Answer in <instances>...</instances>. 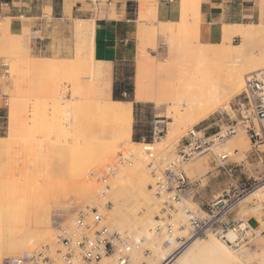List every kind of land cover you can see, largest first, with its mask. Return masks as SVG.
<instances>
[{
	"label": "rangeland",
	"instance_id": "obj_1",
	"mask_svg": "<svg viewBox=\"0 0 264 264\" xmlns=\"http://www.w3.org/2000/svg\"><path fill=\"white\" fill-rule=\"evenodd\" d=\"M83 1L87 2V6L78 14V16H81L75 17L74 19L69 17V19L64 22L53 20L51 15L52 10L48 8L44 9L45 17L42 20H38L37 25L38 29H40L39 26H42L46 37H48V40L45 42H49L50 45L46 52H40L39 43L31 41V28L25 29L21 36L0 34V201L12 205L14 203L17 204L19 201L21 202L25 197V200L27 199L30 202L29 205L28 202L26 203L28 207H26L24 203L25 200L22 201L23 203L21 202V204H23L22 206L20 202V205L17 204L22 208L25 207V210L28 208L38 209L41 204L44 206V202L48 207H59V209L75 201L82 203L79 183L80 180L85 177H88L87 183L89 185V182H91V185L94 183V187L98 190L97 198L92 204H81L80 207L74 211V215H70L69 218L65 217L66 219L59 211L53 212L51 214L53 223L50 228L31 226L26 227L24 232L12 231L13 236L14 234L16 235V233V236H18V233L21 237L24 235L22 248L11 256H0V264L6 259L17 257L24 252L33 253L43 249L51 250V256L54 260L52 264H62L58 261L56 255V251L60 249L61 246L57 243L55 228L59 223L64 221L65 224H68L75 216V213L80 209H98L104 216L103 225L110 228L111 224L108 217H110L114 211V202L116 199L114 197L115 200L113 198L111 199L108 192L112 181H115L117 177L121 176V173H123L122 175L126 174V172L129 173V175L135 174L132 175L133 177H130V179L124 180V194L120 192V194L122 193V197H120L122 201H125L128 207H139L138 215L140 217L145 213L147 202L145 203L141 198L142 200H140L139 204H137V202L136 205V200L130 196L134 190L137 193H141L144 184L139 176L144 174L149 178V181L146 183L147 192L153 196L154 204L158 207L153 217L154 222L156 217L162 215L160 202L150 189L154 181L151 176V171L146 167L149 160L146 159L147 156L144 151L145 146L143 145L145 143L144 141L136 142L137 145H133L131 142L122 143L117 154L110 157L105 166H100L102 159L108 153V147L112 143L113 131L116 130L117 126L110 120L103 121L101 115L96 112L97 105L101 100L93 98V88L91 86L95 83V80H93L91 70L88 74L82 72L80 66L82 61L79 60H83V56H87V51L91 44L94 43V39L92 38V33L95 29L94 20L106 18L108 16L107 13H110V17L117 19V15L124 5V0ZM182 1L183 0H181V4ZM184 1L186 3V8L182 9L180 22L174 25L178 31L175 35H169L159 33L162 23H158L157 20H155L153 12L151 11L148 12L149 14L145 21H139V0H132V2H130L132 5L129 6V10L133 15L137 13V27L132 36L134 51L131 53V56L134 55L135 58L133 61L126 63L125 66L116 69L114 77L112 75L113 73L111 74L112 89L114 86L123 84L126 85L127 89H132V93H128L124 98L133 101V128L136 125L142 126L140 128L142 133H147V136H149L146 138L147 141H151L152 144L154 142L152 139V129L155 120L159 119L165 121L167 124V130L162 136V139L154 143L153 146L155 153L167 160L176 157L178 143L189 129L193 127H198L199 129L206 128L205 133L207 135L215 133L217 127L211 119L216 117L219 112L230 111L229 106L233 103L235 96L239 94L236 93L227 96L224 99L225 103L228 104L226 110L218 108L208 115L205 120L199 123H196V121L191 118H189L190 121L189 119L184 120L181 128L172 137L169 136V129L171 124L175 122L174 114H176L178 110L176 106L179 107L178 112L181 111L184 113L185 110L184 106L177 105L181 97L177 98L175 96L170 101L166 102L167 104L165 103L160 107L152 103L134 101L137 52L140 44V25H144L148 28V33L145 34L143 39L146 42V54L150 62L157 63V65H159L158 63H160V65L164 64V66L169 67L178 66V64H181V61H183V59L181 60L179 57H184L182 48L186 44L193 45L197 51L196 55H202L201 51L203 50L198 48L204 46L201 45L202 43L199 40V28L201 23L199 10L200 0ZM52 2L54 1H49L48 4ZM56 2L54 4L55 7H57ZM69 6L68 3L65 5L66 13H70L71 11ZM261 6H263L261 12L264 13V0H261ZM83 17L89 18L90 21H81L80 19ZM252 24L259 25L258 23ZM260 25V28H263L262 26L264 23L261 22ZM153 28L156 29L157 32L156 45H153L152 35L149 32V29ZM18 39L22 44L24 43L27 45V55L22 53V46ZM242 42V38L233 33L226 41V45L230 50H234L235 47L240 46ZM219 44H215L213 45L214 47L212 46L209 48H215V46H219ZM261 47H264V42L255 40L250 44L248 51L244 55V59L248 62L252 59L261 62L262 57L258 53V51L262 49ZM172 56L176 58L175 62H179L178 64H174ZM37 59L43 60V62L39 63L40 67L37 69L29 68ZM171 63L173 64L171 65ZM209 66L213 67V69L216 67L214 70L215 73L213 74L218 73L220 75V73L224 71L223 68L225 64L224 62H220L219 59L213 58ZM189 72L191 73L189 69H185L182 78H184L186 74H189ZM250 73L252 72L245 71L244 79H246ZM88 76H90V79ZM168 82H165V85ZM88 85H90V87ZM85 96L90 98L86 99ZM110 98L114 99L112 90ZM137 103H142V105ZM171 107H175V111L174 108H172L174 114L173 112L170 113L171 110L169 108ZM70 121L74 123V128L70 125ZM149 132L150 134H148ZM131 140L134 141L133 136ZM235 149L240 151L239 155L233 154ZM250 149L251 143L246 131L243 128H239L237 135L230 138L224 147L216 151L217 153H230L234 155L233 159L241 161L243 155L248 153ZM125 152L126 154H132L131 165L125 164L121 166L118 173L114 176V179L113 177L111 178L112 181L109 184L93 178L94 174L103 172L108 166L113 167L118 161L119 154ZM144 158L146 159L145 162H143ZM249 167L254 168L256 166L251 165ZM183 169L189 178L201 180L215 172H219L218 170H214V159L212 155L208 154L186 163ZM259 171H262V169ZM221 173L223 174V172ZM254 175L257 176L256 173H254ZM240 181H244V176H240ZM228 182L230 194L233 195V188H230L231 182L229 180ZM104 192L107 195L104 194ZM252 193L244 194L239 198V203L235 206L227 219L238 217L251 226L253 225L255 228L259 227V231H264L263 194L258 193L254 198L252 196L250 201L246 203L242 202ZM258 195L261 199H259ZM256 197L258 199H256ZM30 204L35 205V207ZM186 205L191 210H197L201 216H206L207 207L200 199L188 202ZM43 208H46V206ZM21 209L15 219L17 227L14 228L15 230L24 228L28 216L30 218V215L32 214L33 216V212H36L34 209L33 211L31 210L32 212L30 215V211L26 212L28 215L26 213L24 215L23 213L25 210ZM21 211H23V213ZM26 215L27 218L25 217ZM182 218L181 207H179L178 212L174 214V219L179 220ZM59 219H61L60 222L56 223ZM6 224H8V221ZM4 225L5 224H0V249L7 241H10L9 238H7L8 236L4 233L6 228ZM153 227L154 226L150 229L151 233ZM112 231L120 233L117 229L112 228ZM35 233H41L45 237L51 233L52 236L48 241H43L35 245L31 244V246L29 245L31 248L25 249L26 241L28 238H33L34 241L36 237ZM12 234L9 233L11 240L20 239V236L13 237ZM120 234H122V232ZM122 235L130 238L127 234ZM176 236L184 237L186 234L177 233ZM186 237L188 242L189 238L219 240L218 237L213 234H208L204 237H193L191 235ZM144 238L145 237H143V239ZM130 239L134 240L133 237ZM219 241L229 248L234 256L242 261L248 264H264V259L262 261L259 260V258H264V233L256 238H249L245 243L236 248H231L230 245L225 244L222 240ZM160 244L161 242L156 241L152 233L151 238L144 244H141L139 249L134 251L131 264H149L150 259L155 257L152 246H158ZM146 249L151 250L152 255L146 256L144 254ZM172 256L165 264H172L176 259L175 254Z\"/></svg>",
	"mask_w": 264,
	"mask_h": 264
},
{
	"label": "bare ground",
	"instance_id": "obj_2",
	"mask_svg": "<svg viewBox=\"0 0 264 264\" xmlns=\"http://www.w3.org/2000/svg\"><path fill=\"white\" fill-rule=\"evenodd\" d=\"M181 5L182 9L186 8V3L184 0L182 1ZM150 11L153 12L154 18L155 20H157V0H139L138 20L141 22L145 21L149 14L148 12ZM9 20L10 19L1 20L0 18V34L3 33L8 36H13L10 32ZM161 25L162 27H160L159 33L175 35V33L178 31L177 28H175L174 26L175 24L162 23ZM261 25H224L223 29H220L221 41L219 46H215V48L211 49L209 47H212L213 45L201 44L204 46L198 48H201L203 50H200L202 52V55H196L197 51L195 50L193 45L186 44L182 48V54H184V57H179L181 60L183 59V61H181V64L178 62L180 65L176 63L177 61L175 62L176 58H173L172 56V58L174 59V64H178V66L174 67L164 66V64L160 65V63H158L159 65H157V63L155 64L149 61L148 56L146 54V42L143 39L145 34L148 33V28H146L144 25H140V44L137 52L134 101L142 103H152L155 104L157 107H160L161 105L170 101L175 96L177 98L181 97L179 101L177 100V105L185 107L184 113L181 111L180 112L182 114L178 112L179 107L177 106L176 109L178 108V113L176 112V114H174L172 110V108H174L175 111V107L169 108L171 110L170 113L173 112L175 120V122L171 124V127L169 129L170 137L177 133V131L181 128L183 121L186 119L191 118L192 120H195L196 123H199L205 120L208 115L213 113L214 110L218 108L226 110L228 108V104L225 103L224 99L230 94H240L244 90V72L249 71L254 73L261 69H264V47H261L262 49L258 51L259 55L262 57L261 62H257L255 59H252L250 62H248L244 59V55L248 51L250 44H252L255 40H261L262 42H264V25L262 26L263 28H260ZM149 32L152 35L153 45H156V29H149ZM233 33L242 38L243 42L240 46L235 47L234 50H230L226 45V41L232 36ZM94 37L95 29L92 33V38L94 39ZM94 43L91 44L89 50L87 51V56H83V60L79 61H82V64H80L82 72H86L88 74L91 70L93 80H95V83L91 86L93 88V98L101 100V102H99V104L97 105L96 112L101 115L103 121L110 120L113 124H116L117 126L116 130L113 131L112 143L108 147V153L101 161L102 163L100 166H105L108 163L107 160L117 154V151L122 143L131 142L133 145H137V143L131 140L133 134L134 121L133 101L115 100L113 98H110L112 90V64L106 63L104 61H99L95 58ZM213 58H217L220 60V62H224L225 64V67L223 68L224 71L221 72L220 75L218 73L213 74L215 73L214 70L216 69V67H214L215 69H213V67L209 66ZM40 62H43V60H35V63L29 66V68H39ZM172 64L173 63H171V65ZM185 69H189L191 73L189 72V74H186L184 78H182V74ZM88 78L90 79V76H88ZM165 82H168L169 85L167 83L166 86ZM88 86L90 87V85ZM85 98L89 99L90 97L85 96ZM175 117L177 118V121ZM70 125L74 128L73 122L70 121ZM150 146V148H153V151L155 152L154 147H152L154 145ZM127 155L132 156L131 153H127ZM146 159L144 158L143 162H145ZM103 172L96 173V175L102 174ZM122 174L123 173H121V176L117 177L118 179L116 178L115 181H112L111 178H107L108 182H105L109 184L112 181L108 193L111 199L113 197L116 199V201L114 202V211L112 212L111 216L108 217L109 222L111 224L110 228L111 230L112 228L117 229L120 233L122 232V234H127L130 236V238L133 237L135 241L142 242V244H144V241L146 239L148 240L152 236L150 229L152 226L155 225L153 217L158 208L157 205L154 204L155 202L153 200L154 198H152L153 196H151L146 189V183L149 181V178L144 174L140 175L139 178L144 184L143 189H141L143 192L141 191V193H137L134 190L130 194V196L136 200L135 204L137 202V204H139L140 200L142 199L145 203L147 202L145 209L146 211L140 217L138 215V210L140 209L139 207V209L135 207H128L127 204H125V201H122V199L120 198L122 197L121 194L123 193V190L125 188L124 180L130 179V177H133L132 175L135 174L129 175V173L127 172L124 175ZM87 178L88 177L83 178L82 180H80L79 183L81 192L80 197L82 198V203L75 201L69 204L68 206L61 207L60 209L59 207L52 208L49 203L48 204L51 207H48V205H45L44 202V206L42 204L40 205L41 209L39 206H37L39 207V210L37 208H28L25 210V207L22 208L19 206L21 202L25 200V197L21 202L19 201L20 204L19 202H17V204L19 205L15 203L12 204L14 207L11 204L0 201V224H5L4 226L6 228L4 233L6 234V236H8L7 238H9L10 240L7 241V243L0 249V256H11L22 248L24 235H22L21 237L18 233L20 239L12 238L13 240H11V236L9 235V233L12 234V231L24 232L26 227L31 226H41L50 228L53 223L51 217V214L53 212L59 211L64 218H69L70 215H74V211L78 209L81 204L89 205L94 203L95 199L97 198L98 190H96V187H94V183H92L93 185H91V182H89L90 185L87 183ZM120 192L122 193L120 194ZM258 193H262L264 196V186H262L256 192L252 193L247 198H245L242 202L246 203L250 201V199H252L251 197L253 196L254 198ZM104 194L106 193L104 192ZM258 197L259 199H261L259 195ZM256 199L258 198L256 197ZM27 202L29 205L30 202L26 199L24 201L26 207H28L26 204ZM22 205L23 204H21V206ZM30 205L35 207V205L33 204ZM18 206L19 210L21 208L25 210L24 213V210L21 211L24 215L27 211H30V215L34 209L36 212H33L34 215L32 216L31 214L30 218L29 216L27 218L28 214L26 213L27 215L25 217L27 219L25 221V227L20 230H15V219L19 214ZM45 206L46 208H43ZM60 220L61 219L57 220L56 223L60 222ZM7 221L8 224H6ZM251 227L255 228L253 225ZM179 233L184 235L186 234L187 236V233L185 232H178V234ZM16 235L14 234V236ZM51 236V233L47 237H45L41 233H37L34 241L32 238L29 244L35 245L43 241H48ZM143 237L145 238L143 239ZM227 238L229 239V241L235 242L237 238V233L232 230L228 233ZM218 239L220 240V238ZM219 240L189 238L188 244L183 249H181V251L179 250L176 254L175 252L179 248V244L177 241H174L172 246L169 248L163 247L161 244L158 246L153 245L152 247L155 253V257L153 259H150L149 264H165V262H167L173 254H175L176 259L172 262V264H248L239 259L238 257L234 256V254L231 253L229 248H227ZM263 259L264 258H259V260L261 261Z\"/></svg>",
	"mask_w": 264,
	"mask_h": 264
},
{
	"label": "built area",
	"instance_id": "obj_3",
	"mask_svg": "<svg viewBox=\"0 0 264 264\" xmlns=\"http://www.w3.org/2000/svg\"><path fill=\"white\" fill-rule=\"evenodd\" d=\"M30 39L34 42L40 40L37 30L31 31ZM229 109L230 111L219 112L213 120L217 127L215 133L207 135L206 128L189 129L178 143L176 157L171 160L161 158L150 148V145L162 139L167 130L165 121H154V142L143 144L149 160L146 167L151 171L154 181L150 189L160 202L162 214L156 217L153 237L163 247H170L177 241L179 248L175 254L188 242L186 236H176L178 232H186L187 236L193 237L213 234L231 248L239 247L249 238H256L264 233L259 231V227L252 228L241 218L227 219L242 195L264 186V69L246 77L244 90L235 96ZM239 128L246 131L251 143V149L243 155V159H233L234 155H239L238 149L234 150V155L217 153L216 150L224 147L230 138L237 135ZM206 154L212 155L214 170L223 172L230 179V188H233L234 194L231 195L229 191L215 201L205 203L206 216H201L197 210L189 209L186 203L201 200L202 180L189 178L183 166ZM131 159L126 152L120 153L113 167L108 166L102 174H94L93 178L103 183L108 182L107 178L114 177L121 166L131 165ZM251 165L256 167L250 168ZM240 176H244V181H240ZM179 207L183 218L176 220L174 214ZM103 222L104 216L98 209L86 208L78 210L68 224L59 223L55 228L56 240L61 246L56 251L58 261L62 264H131L133 253L140 248L142 242L112 231ZM232 230L237 233L235 242L227 238ZM144 254L152 255V251L146 249ZM53 261L51 250L43 249L33 253L24 252L6 259L2 264H52Z\"/></svg>",
	"mask_w": 264,
	"mask_h": 264
},
{
	"label": "crops",
	"instance_id": "obj_4",
	"mask_svg": "<svg viewBox=\"0 0 264 264\" xmlns=\"http://www.w3.org/2000/svg\"><path fill=\"white\" fill-rule=\"evenodd\" d=\"M46 1V3H45ZM49 1H54L48 4ZM0 0V18L10 19V32L12 35L21 36L25 29L37 30L40 40L37 41L40 46V52H46L49 42L42 26L38 29V20H42L44 9H51L53 20L67 21L69 17L73 19L79 17L87 2L83 0ZM132 0H124L118 18L110 17L107 13L106 18H98L94 20L95 37H94V56L99 61L112 64V75L114 77L116 69L123 67L126 63L133 61L134 51L133 35L136 31L137 13L130 12L128 5ZM69 4L70 13L65 12V5ZM47 4V5H46ZM261 0H200V28L199 40L202 44L215 45L221 41V30L224 25H245L261 22L264 23V13L261 12ZM182 7L181 0H157V20L159 23L178 24L181 19ZM81 21L88 22L89 18L83 17ZM221 29V30H220ZM22 53L28 54V47L22 44ZM118 96L128 95V89L125 84L114 86L112 94ZM142 105V103H137ZM142 111V110H141ZM216 117H213V121ZM142 126L136 125L133 128V138H140V141L146 142L147 133H142ZM138 129V130H137ZM150 134V132L148 133ZM230 179L221 172H215L202 180L201 201L203 204L211 203L219 197L229 192ZM231 182V181H230ZM37 234V233H35ZM28 238L26 248H31ZM30 245V246H29Z\"/></svg>",
	"mask_w": 264,
	"mask_h": 264
},
{
	"label": "trees",
	"instance_id": "obj_5",
	"mask_svg": "<svg viewBox=\"0 0 264 264\" xmlns=\"http://www.w3.org/2000/svg\"><path fill=\"white\" fill-rule=\"evenodd\" d=\"M130 5H132V3H130L129 2V5H128V8H129V6ZM125 88H126V85H125ZM128 92L131 94L132 93V89L131 88H128ZM114 99L115 100H126V98H124V97H120V96H118L116 93H114ZM129 101H131V99H129ZM134 141L135 142H140V138L139 137H137V136H135L134 137ZM147 141V140H146ZM148 143H150L151 141H147Z\"/></svg>",
	"mask_w": 264,
	"mask_h": 264
}]
</instances>
